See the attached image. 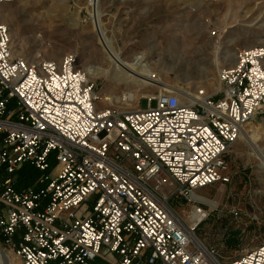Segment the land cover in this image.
<instances>
[{"label": "built area", "instance_id": "2783aa9c", "mask_svg": "<svg viewBox=\"0 0 264 264\" xmlns=\"http://www.w3.org/2000/svg\"><path fill=\"white\" fill-rule=\"evenodd\" d=\"M12 1L0 0V241L20 264H264V240L223 260L240 225L222 244L199 231L223 216L201 190L231 181L230 151L264 117V46L223 67L215 92L153 90L122 111L99 104L77 55L16 54ZM25 164L41 174L18 188Z\"/></svg>", "mask_w": 264, "mask_h": 264}, {"label": "rangeland", "instance_id": "374dc122", "mask_svg": "<svg viewBox=\"0 0 264 264\" xmlns=\"http://www.w3.org/2000/svg\"><path fill=\"white\" fill-rule=\"evenodd\" d=\"M91 1L13 0L3 4L1 12L11 29L16 54L58 61L66 54H75L78 65L95 84L100 105H106L104 97L108 96L119 110L136 108L140 98L118 103L116 97L122 91L114 93L111 79L101 73L112 68V63L94 27ZM100 1V22L106 35L112 37V45L130 61L146 65L153 76L184 88L196 86L215 92L220 70L231 62L229 54L264 42V0ZM153 90L162 89L153 86ZM146 106L147 101L142 100L141 107ZM252 123L264 155V117ZM229 163V183L201 190L220 205L223 216L199 231L209 232L212 243L222 242L226 228L240 225L245 231L236 244L221 243L224 261L237 256L242 247L264 240V158L258 157L241 135L229 153ZM180 208L188 209L184 205ZM231 209L239 211V223L232 219ZM256 217L258 220L253 219ZM0 245L11 250L1 241ZM12 256L14 264H20L19 257L13 252Z\"/></svg>", "mask_w": 264, "mask_h": 264}, {"label": "bare ground", "instance_id": "6f19581e", "mask_svg": "<svg viewBox=\"0 0 264 264\" xmlns=\"http://www.w3.org/2000/svg\"><path fill=\"white\" fill-rule=\"evenodd\" d=\"M90 3L94 6L93 12H94V16H96V18L93 21L94 27L96 28L97 33L101 38L102 44L104 46L103 49H105L106 52L105 55L112 63V68L111 67L105 68L101 73L105 77L111 79L112 89L114 93L122 91L121 95L116 97L118 103H123L124 101H133V100L138 101L139 98L144 93L151 91V88L153 86L161 87L162 91L175 92L181 97L182 100L183 99L190 100V96H189L190 90L188 88H184L182 85H176L165 82L163 78L161 77L157 78L153 76L148 72L146 65H144L141 62L136 63L135 61H130L129 58L124 56L121 51L117 50L112 45L113 44L112 37L106 35V29H105L106 27L103 28L102 26L103 23L101 24L100 22L101 1L92 0ZM256 44L264 45V42H260ZM256 44L249 45L247 46V48L252 47ZM241 51H243V48L241 49L239 48L235 50L232 54H229L231 62L227 66L235 65L238 54ZM90 71H93V69L90 68ZM219 86H220V82H219ZM193 88L198 89L196 86ZM262 128L264 127L262 126ZM255 131H256V125L252 123L251 120L244 126L241 135L244 139H246V141L251 145V147H253L256 150L258 157H261L262 159L264 158V155L262 153V150H260L257 146L258 135H255L256 134ZM0 262L2 264H14L12 252L6 251V249H4L1 245H0Z\"/></svg>", "mask_w": 264, "mask_h": 264}, {"label": "trees", "instance_id": "16d2710c", "mask_svg": "<svg viewBox=\"0 0 264 264\" xmlns=\"http://www.w3.org/2000/svg\"><path fill=\"white\" fill-rule=\"evenodd\" d=\"M40 171L36 169L34 166L30 164H25L23 165L19 170H18V182H17V187L18 188H24L28 185L33 184L37 178L40 176ZM236 244V243H234ZM232 244V245H234Z\"/></svg>", "mask_w": 264, "mask_h": 264}, {"label": "water", "instance_id": "95a60500", "mask_svg": "<svg viewBox=\"0 0 264 264\" xmlns=\"http://www.w3.org/2000/svg\"><path fill=\"white\" fill-rule=\"evenodd\" d=\"M242 233L240 231H231L229 232V242L234 243L239 237H241Z\"/></svg>", "mask_w": 264, "mask_h": 264}]
</instances>
